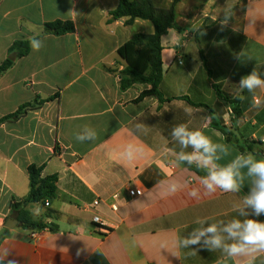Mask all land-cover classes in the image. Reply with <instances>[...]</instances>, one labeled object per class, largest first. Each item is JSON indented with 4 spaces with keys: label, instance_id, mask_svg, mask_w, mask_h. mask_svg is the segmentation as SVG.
Segmentation results:
<instances>
[{
    "label": "crops",
    "instance_id": "obj_1",
    "mask_svg": "<svg viewBox=\"0 0 264 264\" xmlns=\"http://www.w3.org/2000/svg\"><path fill=\"white\" fill-rule=\"evenodd\" d=\"M153 2L168 9L174 0ZM118 5L119 0H0V65L14 53V42L33 35L44 42L39 52L31 48L27 56H17L0 75V119L37 98L46 100L0 125V253H11L8 258L17 264H236L219 250L174 247L173 241L198 227V218L205 226L243 219L234 205L249 191V182L240 193L206 195L201 189L191 197L206 172L194 164L177 166L178 153L192 149L183 148L171 130L187 123L225 144L229 154H221V165L240 153L264 157V88L249 93L238 85L254 69L264 78V0H180L178 29L161 38L163 100L147 96L139 102L151 85L122 89L120 73L127 64L118 50L134 34H153L154 26L113 19ZM238 5L229 32L183 31L189 22H215ZM55 20L72 21L75 31L45 33L44 24ZM216 85L232 98L245 97L239 99L240 118L218 97ZM254 98L260 107H253ZM136 123H143L146 133L136 132ZM85 126L95 130V140H76ZM128 144L143 146V155L124 158ZM30 165L42 167V176L58 178V196L48 207L28 206L33 213L39 204L43 211L35 217L54 230L26 228L12 214V201L28 196ZM171 181L181 185L175 193L167 190ZM131 187L143 195L130 197ZM94 216L106 222L107 233ZM9 219L18 223L8 228ZM255 264H264V256Z\"/></svg>",
    "mask_w": 264,
    "mask_h": 264
},
{
    "label": "clouds",
    "instance_id": "obj_2",
    "mask_svg": "<svg viewBox=\"0 0 264 264\" xmlns=\"http://www.w3.org/2000/svg\"><path fill=\"white\" fill-rule=\"evenodd\" d=\"M31 48L39 52L44 47V42L36 35L29 37ZM240 89L254 93L258 88H264V78L254 69L250 74L242 76L238 83ZM240 100L244 96L237 97ZM253 107H260V101L254 98ZM190 114V110H186ZM135 131L146 133L147 128L143 123L135 124ZM96 132L90 127H83L76 132L75 138L80 142L93 141ZM171 136L183 148H191V152L178 153L179 163L195 165L206 172L199 178V188H193L189 195L197 198L201 189L206 195H211L220 190L224 193H240L249 182V191L239 204L234 205L240 218H234L227 223H208L203 218H198L195 223L198 227L183 238L173 241L177 249H191L193 253L206 250L209 252L221 251L228 258L235 259L236 264H255L258 256H264V221L257 219L264 215V157H258L251 152L240 153L226 164H218L222 155L229 154L225 144L214 142L212 138L199 129H192L187 123L174 126ZM144 153L141 145L128 144L122 156L129 161L140 158ZM181 185L171 181L167 190L175 193ZM43 209L39 204L33 209L34 215H40ZM11 253L6 250L0 253V261L4 264H17L15 259H9Z\"/></svg>",
    "mask_w": 264,
    "mask_h": 264
},
{
    "label": "trees",
    "instance_id": "obj_3",
    "mask_svg": "<svg viewBox=\"0 0 264 264\" xmlns=\"http://www.w3.org/2000/svg\"><path fill=\"white\" fill-rule=\"evenodd\" d=\"M179 1L174 0L170 8L163 9L156 7L153 0H119L117 9L111 12L113 19H126V25H131L136 19H140L150 21L154 26L153 34H134L118 50V54L127 64L125 69L120 73L122 89L126 90L137 83L151 85L149 90L141 93L136 102L141 101L147 96H154L159 100H163L159 90L163 77L161 38L171 29H178L176 24V5ZM230 15L231 13H228L225 17L230 18ZM74 31L75 26L72 21L55 20L44 24V32L55 36H63ZM30 49L31 45L29 40H21L14 42L10 48V52H17L19 57H23L30 53ZM201 59L207 67V60L203 52H201ZM12 65L13 61L6 59L0 65V75L6 72ZM215 90L219 98L226 100L228 104L232 105L235 118H240L243 114L239 105L240 100L225 94L217 85L215 86ZM45 101L37 98L34 102L23 104L15 113L1 118L0 125L19 119L28 109L36 108ZM221 130L224 134L228 135L225 128H221ZM241 149L245 151L243 147ZM42 172V167L35 165L28 167L30 181L28 196L21 201H12V214L26 228L41 230L50 227L54 230L53 226H49L41 219H37L28 210V206L31 204H45L47 200L52 201L58 196V188L56 185L58 180L57 176H42Z\"/></svg>",
    "mask_w": 264,
    "mask_h": 264
},
{
    "label": "rangeland",
    "instance_id": "obj_4",
    "mask_svg": "<svg viewBox=\"0 0 264 264\" xmlns=\"http://www.w3.org/2000/svg\"><path fill=\"white\" fill-rule=\"evenodd\" d=\"M238 6H232V8L225 14L227 16L228 13H231L230 18H226L223 16L222 18H219L215 22H211L209 18H203L199 22H189L183 26V31L187 30L190 31L189 34L194 33L195 36L196 34H201V32H209L211 33H217V34H224L226 32L231 31V27H233L235 24L233 23V18L236 9H238ZM226 22L225 24H223ZM228 24V25H227ZM149 26H152L151 22L148 23ZM237 27V26H236ZM147 30V28H145ZM228 30V31H226ZM204 37H207L206 35H203ZM190 36L187 35L185 37V40H187Z\"/></svg>",
    "mask_w": 264,
    "mask_h": 264
},
{
    "label": "built area",
    "instance_id": "obj_5",
    "mask_svg": "<svg viewBox=\"0 0 264 264\" xmlns=\"http://www.w3.org/2000/svg\"><path fill=\"white\" fill-rule=\"evenodd\" d=\"M128 195L130 197H139V196H142L143 195V190L141 188H137V187H131L128 189ZM99 204L98 201L94 202V205L97 206ZM45 205L48 207L50 205V201L47 200L45 202ZM116 208V207H115ZM93 221L98 225V227L100 229H102V231L104 233H107L108 232V229L106 228L107 227V224L105 221H103L99 216H94L93 217ZM32 236L34 237L35 234L32 233Z\"/></svg>",
    "mask_w": 264,
    "mask_h": 264
},
{
    "label": "water",
    "instance_id": "obj_6",
    "mask_svg": "<svg viewBox=\"0 0 264 264\" xmlns=\"http://www.w3.org/2000/svg\"><path fill=\"white\" fill-rule=\"evenodd\" d=\"M17 56H18L17 52H14V53H12V54L9 56V59H10L11 61H14V60L16 59ZM17 223H18V222H17L16 220H14V219H9V220L6 222L5 226L8 227V228H12V227H14ZM1 240H2V237H0V242H1Z\"/></svg>",
    "mask_w": 264,
    "mask_h": 264
}]
</instances>
